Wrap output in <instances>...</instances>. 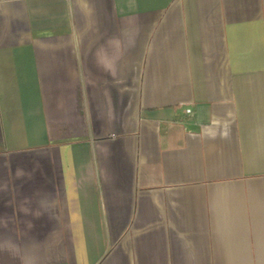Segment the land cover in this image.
Here are the masks:
<instances>
[{"label":"crops","instance_id":"crops-1","mask_svg":"<svg viewBox=\"0 0 264 264\" xmlns=\"http://www.w3.org/2000/svg\"><path fill=\"white\" fill-rule=\"evenodd\" d=\"M0 264H264V0H0Z\"/></svg>","mask_w":264,"mask_h":264},{"label":"built area","instance_id":"built-area-1","mask_svg":"<svg viewBox=\"0 0 264 264\" xmlns=\"http://www.w3.org/2000/svg\"><path fill=\"white\" fill-rule=\"evenodd\" d=\"M187 111V113L189 112V110H186Z\"/></svg>","mask_w":264,"mask_h":264}]
</instances>
